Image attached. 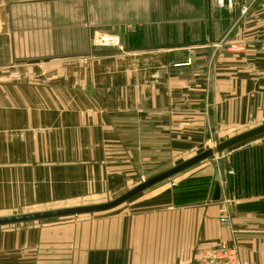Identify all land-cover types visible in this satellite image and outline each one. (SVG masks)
I'll list each match as a JSON object with an SVG mask.
<instances>
[{
	"label": "crops",
	"instance_id": "crops-1",
	"mask_svg": "<svg viewBox=\"0 0 264 264\" xmlns=\"http://www.w3.org/2000/svg\"><path fill=\"white\" fill-rule=\"evenodd\" d=\"M244 1L0 0V216L115 198L264 123V0ZM220 158L224 180L209 158L107 211L2 225L0 264H198L221 244L264 264V134Z\"/></svg>",
	"mask_w": 264,
	"mask_h": 264
},
{
	"label": "water",
	"instance_id": "water-1",
	"mask_svg": "<svg viewBox=\"0 0 264 264\" xmlns=\"http://www.w3.org/2000/svg\"><path fill=\"white\" fill-rule=\"evenodd\" d=\"M98 34H108V33H98ZM263 134H264V123L255 126L242 133L228 137L225 140L215 143L212 147H209L197 153L196 155L186 160H183L180 163L156 175H153L145 180H142L134 187L128 189L127 191L123 192L122 194L108 201L99 202V203H90V204H80V205L43 210V211H33V212L3 215L0 216V226L15 224V223H24L30 221H38V220L50 219V218H60V217L75 216L82 214H93V213L107 211L128 201L129 199H131L138 193L142 192L143 190L161 181H164L203 160L215 156L219 158L217 160L218 172L216 178H220L221 180H224L225 179L224 160L220 158L221 154L227 151L228 149H230L231 147H234L244 141L258 137Z\"/></svg>",
	"mask_w": 264,
	"mask_h": 264
},
{
	"label": "built area",
	"instance_id": "built-area-1",
	"mask_svg": "<svg viewBox=\"0 0 264 264\" xmlns=\"http://www.w3.org/2000/svg\"><path fill=\"white\" fill-rule=\"evenodd\" d=\"M218 7L232 9L235 5H239V14L244 16L249 10V4L244 0H214ZM92 43L95 46H118V40L110 34H96L92 38ZM121 48V47H120ZM226 48L231 52H240L243 48L238 42H230L226 44ZM226 220L222 218L221 221ZM198 264H248L239 258L237 248L226 244L216 245L208 249L202 255Z\"/></svg>",
	"mask_w": 264,
	"mask_h": 264
},
{
	"label": "rangeland",
	"instance_id": "rangeland-1",
	"mask_svg": "<svg viewBox=\"0 0 264 264\" xmlns=\"http://www.w3.org/2000/svg\"><path fill=\"white\" fill-rule=\"evenodd\" d=\"M231 136V135H230ZM199 152H201V151H194V152H192L191 153V155H194V154H197V153H199ZM211 158H213L214 159V161H215V159H217V157L215 156V157H211ZM186 159H188V158H179V159H176L175 160V162H174V165H176L178 162L180 163L181 161H183V160H186ZM209 159V158H208ZM219 159V158H218ZM217 159V160H218ZM174 165H168V166H162V167H156L155 168V170L153 171V170H151V171H148L147 173L145 172V179H147V178H149V177H151V176H153V175H156V174H158V173H160V172H162V171H164V170H166V169H168V168H170V167H172V166H174ZM145 179H143V180H145ZM169 179H171V178H169ZM141 181H139L138 183H140ZM138 183H136V185L138 184ZM108 200H110V199H108ZM108 200H106V201H108ZM103 202H105V201H103ZM97 203H99V202H97ZM86 204H90V203H86ZM80 205V204H79Z\"/></svg>",
	"mask_w": 264,
	"mask_h": 264
}]
</instances>
